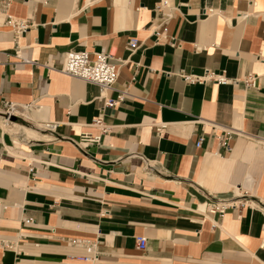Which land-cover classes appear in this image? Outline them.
<instances>
[{
    "label": "crops",
    "instance_id": "obj_1",
    "mask_svg": "<svg viewBox=\"0 0 264 264\" xmlns=\"http://www.w3.org/2000/svg\"><path fill=\"white\" fill-rule=\"evenodd\" d=\"M160 1L10 0L31 25L14 40L0 17V235L15 243L0 264H264V0ZM164 14L173 46L149 35ZM80 48L112 55L122 102L103 107L97 85L58 71ZM204 69L237 83L180 76ZM5 103L36 112L6 125ZM43 121L57 125L46 139L9 131ZM213 125L234 132L229 150ZM215 199L235 207L204 212Z\"/></svg>",
    "mask_w": 264,
    "mask_h": 264
},
{
    "label": "built area",
    "instance_id": "obj_2",
    "mask_svg": "<svg viewBox=\"0 0 264 264\" xmlns=\"http://www.w3.org/2000/svg\"><path fill=\"white\" fill-rule=\"evenodd\" d=\"M10 3V0H0V17L3 18V23L10 28L14 40H16L22 33L28 30L31 22L28 19L15 18L7 14V7ZM167 6V0H161L159 4L155 7V10H159L160 7ZM216 12L213 9H205L203 14L205 15H214ZM170 17V14H164L160 19L155 18L151 21L148 26V31L150 36H154V43L168 40V44L173 46L175 41L172 37L166 38L164 31L161 29V25L164 20H167ZM142 42L138 41L136 38H129L126 43V49L132 53L138 47H140ZM112 55L105 51L104 49L90 53L86 49H71L64 53L62 62L58 67V71L64 75H67L72 78L80 79L84 83H92L97 85L100 91L99 97L103 98V107H113L118 103L122 102L124 98L128 95L126 89L116 90L114 89V83L116 81L119 65L111 62ZM26 61V60H25ZM29 62V61H26ZM180 76L186 83H204L205 81H211L218 84H236V79L227 78L224 73H214L208 69H204L203 73L200 75L195 74H183L180 73ZM243 85L246 89H255L258 86V77L253 74H248L247 77L243 80ZM108 90H115L116 96L114 98L106 97L105 93ZM27 106L16 105L13 103H5L2 112L6 114L3 116V121L6 125L11 123H16L9 118L14 116L18 120L29 121L25 117L21 110H25ZM33 108V107H31ZM37 110L39 107H36ZM93 125L99 127L101 132L106 131V127L101 124V117H95L93 120ZM56 123L54 122H39L38 130L45 135L51 137V133L56 128ZM163 125L157 126V132ZM220 131V135L216 134V131ZM213 133L220 141V144L229 150V146L226 143V139L229 138L234 132L220 126L213 125ZM50 140V139H49ZM80 143L86 144H98L100 142V135L92 136L89 133H82L79 136ZM264 145V140L262 141ZM200 144V138L196 142L198 146ZM235 207L234 202L230 200H217L206 204L203 208V211L211 215H222L227 208ZM136 246L139 250H143L146 246L147 239L144 236L135 237ZM71 243L82 245L87 244L86 240L82 239H72ZM260 246L264 248V225L262 227V237ZM0 249H15L14 241H11L7 237L0 235ZM81 259L84 261H91L94 258L90 256H84Z\"/></svg>",
    "mask_w": 264,
    "mask_h": 264
},
{
    "label": "bare ground",
    "instance_id": "obj_3",
    "mask_svg": "<svg viewBox=\"0 0 264 264\" xmlns=\"http://www.w3.org/2000/svg\"><path fill=\"white\" fill-rule=\"evenodd\" d=\"M28 112L29 113H35L36 111L35 110H33L32 108L31 109H28V108H26L25 110H21V113L25 116V117H27V118H29L30 117V115L28 114ZM39 125V124H38ZM23 126V125H22ZM11 130H14V132L16 133V134H24L27 138H30V137H36V138H47V137H49L48 135H45V134H36L34 131H32L30 128H27V126L26 127H17V126H15L14 127V129H11L10 128V130L9 131H11ZM18 136V135H17ZM262 143V142H261ZM263 144V143H262Z\"/></svg>",
    "mask_w": 264,
    "mask_h": 264
},
{
    "label": "water",
    "instance_id": "obj_4",
    "mask_svg": "<svg viewBox=\"0 0 264 264\" xmlns=\"http://www.w3.org/2000/svg\"><path fill=\"white\" fill-rule=\"evenodd\" d=\"M1 115L4 116V117L6 116V114L3 113V112L1 113ZM9 119L12 120V121H18V119L15 118L14 116H11Z\"/></svg>",
    "mask_w": 264,
    "mask_h": 264
},
{
    "label": "rangeland",
    "instance_id": "obj_5",
    "mask_svg": "<svg viewBox=\"0 0 264 264\" xmlns=\"http://www.w3.org/2000/svg\"><path fill=\"white\" fill-rule=\"evenodd\" d=\"M263 147H264V145H263Z\"/></svg>",
    "mask_w": 264,
    "mask_h": 264
}]
</instances>
